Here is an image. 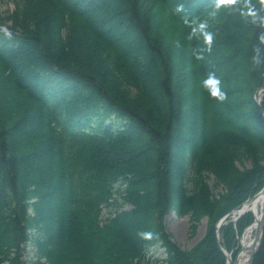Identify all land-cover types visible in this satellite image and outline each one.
Masks as SVG:
<instances>
[{"label": "trees", "instance_id": "1", "mask_svg": "<svg viewBox=\"0 0 264 264\" xmlns=\"http://www.w3.org/2000/svg\"><path fill=\"white\" fill-rule=\"evenodd\" d=\"M13 1L0 26V264H25L29 243L34 264H142L158 245L167 264H227L222 247L236 256L254 216L220 241L216 225L264 186V0ZM172 210L192 235L207 219L191 248L168 230Z\"/></svg>", "mask_w": 264, "mask_h": 264}, {"label": "rangeland", "instance_id": "2", "mask_svg": "<svg viewBox=\"0 0 264 264\" xmlns=\"http://www.w3.org/2000/svg\"><path fill=\"white\" fill-rule=\"evenodd\" d=\"M15 3L13 0H0V26L4 28L8 25H11V20L8 19V16L12 14L15 10ZM126 41V40H125ZM234 84V83H233ZM264 101V96L262 97ZM262 101V102H263ZM262 102L261 105L262 106ZM252 160L243 158L241 161H238V165L241 168H250L252 167ZM210 184L214 187L215 191L218 192L222 190L221 187L215 185V177L211 175L209 178ZM53 207V206H52ZM130 205H125L123 208H129ZM112 208L105 207L102 214V219L105 220L111 214ZM190 215H179L175 211L170 212L166 216V225L168 230L172 233L174 239L182 246L183 248H191L198 240L202 238L206 231L207 220L203 219L198 232L195 235H192L190 231ZM35 247L32 244H27L26 252L24 259L27 261L25 264H34L35 258ZM166 252L165 248L161 245L153 247L147 254L146 258L142 264H167L165 261Z\"/></svg>", "mask_w": 264, "mask_h": 264}, {"label": "bare ground", "instance_id": "3", "mask_svg": "<svg viewBox=\"0 0 264 264\" xmlns=\"http://www.w3.org/2000/svg\"><path fill=\"white\" fill-rule=\"evenodd\" d=\"M244 208H247L254 214L255 220L254 223L250 224L245 230V234L241 241V243L245 245V248L238 256L237 262L235 264H249L252 259L253 246L256 242L255 234L257 224L264 213V189L255 198H253V200H251L249 203H246ZM231 263H234V258L232 259Z\"/></svg>", "mask_w": 264, "mask_h": 264}, {"label": "water", "instance_id": "4", "mask_svg": "<svg viewBox=\"0 0 264 264\" xmlns=\"http://www.w3.org/2000/svg\"><path fill=\"white\" fill-rule=\"evenodd\" d=\"M260 93H264V86L262 87ZM259 95H260V94H259ZM259 97H260V96H259ZM257 101H258V97H257ZM262 111H263V115H264V108L262 109ZM263 189H264V188H263ZM263 189H262V190H263ZM262 190H261V191H262ZM261 191H260V192H261ZM260 192H259V193H260ZM259 193H257L256 195H254L252 198L248 199V200L243 204L242 209H239V210L236 209V210H234V213H238V215L236 216V218H239L242 214H244L245 212L248 211L247 208H244L245 204H246V203H249L251 200H253V198H255ZM229 215H230V214L224 216V217L218 222V224H217L218 235H219V233H220V231H221V228H222L223 224L227 222V219H228ZM263 234H264V213L262 214V216H261V218H260V220L258 221V224H257L256 236H255V237H256V242H255V244H254V246H253L254 248H253V253H252V259H251V261H250L249 264H252V262H253V256H254V254L258 251V249H259V247H260V245H261V242H262V240H263ZM244 248H245V245L243 244V247H242V249L239 251L238 255L236 256V259H235L234 263H231V262H232V258H231L230 255L227 254V256H228V264H229V263H231V264H235V263L237 262V258H238V256L240 255V253L242 252V250H243Z\"/></svg>", "mask_w": 264, "mask_h": 264}, {"label": "clouds", "instance_id": "5", "mask_svg": "<svg viewBox=\"0 0 264 264\" xmlns=\"http://www.w3.org/2000/svg\"><path fill=\"white\" fill-rule=\"evenodd\" d=\"M201 27H204V26L201 25ZM205 38H206L207 42L210 44L212 41V34L206 33ZM208 83H213L216 85L215 89L211 93L213 96H217L221 100L226 98L227 94L221 90V88H220L221 82H220L218 77L213 76L211 79L206 80L205 84H208Z\"/></svg>", "mask_w": 264, "mask_h": 264}]
</instances>
